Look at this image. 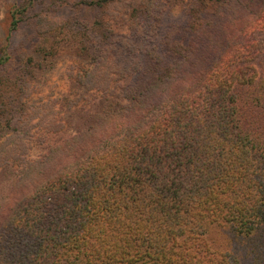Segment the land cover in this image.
<instances>
[{
	"label": "trees",
	"instance_id": "obj_1",
	"mask_svg": "<svg viewBox=\"0 0 264 264\" xmlns=\"http://www.w3.org/2000/svg\"><path fill=\"white\" fill-rule=\"evenodd\" d=\"M36 1H12L0 65ZM52 1L35 76L73 47L96 95L5 169L0 264H264V0Z\"/></svg>",
	"mask_w": 264,
	"mask_h": 264
},
{
	"label": "rangeland",
	"instance_id": "obj_2",
	"mask_svg": "<svg viewBox=\"0 0 264 264\" xmlns=\"http://www.w3.org/2000/svg\"><path fill=\"white\" fill-rule=\"evenodd\" d=\"M13 0H0V48L6 44V36L9 28V10ZM74 5L78 0H70ZM48 2V3H46ZM52 0H39L33 10H30L21 19L18 29L12 34L8 47V60L0 65V77L6 81L0 94V114H3L1 122L11 118L16 122V128L12 133H1L0 131V180L5 176V169L15 171L19 166L23 168L27 161L32 160L39 154H43L49 147H57L66 134L75 133L73 125L67 122L71 114H78L80 111L87 114L92 107L96 95L77 86L76 76L78 69L84 64L91 63V58L80 60L75 57V51L71 47L66 52L60 53L50 68H46L44 73L35 76L32 54L34 45L39 40V21L44 18L45 10ZM74 5L67 4L55 17L57 20L73 18L77 10ZM77 19L89 20L102 13L92 10L80 11ZM42 23V22H40ZM264 60V52L262 53ZM38 58V57H37ZM31 60V61H30ZM264 69V67H263ZM22 77L21 83L16 87L12 82L18 76ZM35 76V77H34ZM8 83V84H7ZM89 84L87 78L82 80V84ZM13 87V88H12ZM87 87V88H88ZM98 94V93H97ZM63 128L61 133L57 127ZM1 130V129H0ZM29 137L33 138L32 143ZM21 146L27 148L21 150ZM22 174H19V176ZM19 178V177H18ZM12 186L0 184V191L8 195H13ZM29 192V188L20 193ZM1 209V207H0Z\"/></svg>",
	"mask_w": 264,
	"mask_h": 264
}]
</instances>
